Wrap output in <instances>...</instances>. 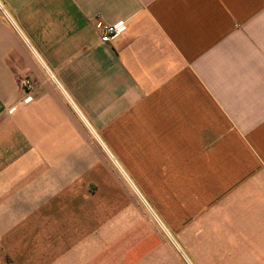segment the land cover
Returning a JSON list of instances; mask_svg holds the SVG:
<instances>
[{"label": "crops", "instance_id": "crops-1", "mask_svg": "<svg viewBox=\"0 0 264 264\" xmlns=\"http://www.w3.org/2000/svg\"><path fill=\"white\" fill-rule=\"evenodd\" d=\"M131 187L264 264V0H0V264H135Z\"/></svg>", "mask_w": 264, "mask_h": 264}, {"label": "rangeland", "instance_id": "rangeland-1", "mask_svg": "<svg viewBox=\"0 0 264 264\" xmlns=\"http://www.w3.org/2000/svg\"><path fill=\"white\" fill-rule=\"evenodd\" d=\"M121 174L126 182L125 173ZM132 190L138 203L120 217L119 226L128 230L124 236L127 242L135 244V264H207L206 225L198 226L199 220L190 217V203L183 204L176 224L173 218H161L136 189ZM120 242L126 240L121 237Z\"/></svg>", "mask_w": 264, "mask_h": 264}, {"label": "built area", "instance_id": "built-area-1", "mask_svg": "<svg viewBox=\"0 0 264 264\" xmlns=\"http://www.w3.org/2000/svg\"><path fill=\"white\" fill-rule=\"evenodd\" d=\"M95 27L102 35L101 42L103 44H109L114 37L118 36L122 32V30L125 28V24L123 22L109 24L104 22L100 18H97L95 22ZM21 85L26 91V102H31L34 98V96L32 95L34 92V83H32L29 78H25L21 81Z\"/></svg>", "mask_w": 264, "mask_h": 264}]
</instances>
